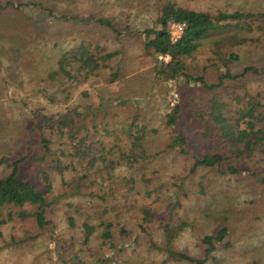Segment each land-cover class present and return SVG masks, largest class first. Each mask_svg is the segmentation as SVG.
<instances>
[{"label": "rangeland", "instance_id": "rangeland-1", "mask_svg": "<svg viewBox=\"0 0 264 264\" xmlns=\"http://www.w3.org/2000/svg\"><path fill=\"white\" fill-rule=\"evenodd\" d=\"M7 2L13 7L0 8V161L12 162L27 156L20 177L42 188L39 170L46 166L38 164L34 158L42 156L39 138L40 130H45L44 117L69 113V110L73 114V109H78L79 113H86V116L77 117V120H83L82 131L92 125L90 121L99 126L109 123L110 127L117 128V124H123L130 116L141 114L151 127L161 130L148 137L147 142L153 157L157 158L152 166L156 168L158 183L164 184L160 207L170 201L168 195L176 191L174 194L180 198L183 209L175 208L174 213L189 212L188 220H193V210L197 208L196 203H200L195 198H199L201 204L212 202V207L229 213L228 234L205 264H264V190L258 183L245 174L224 175L213 169L197 171L180 184L182 187L174 186L187 174L192 156H201L209 145V141L201 138L194 118L202 96L207 93L201 85L183 77L172 81L156 79V59L167 61L168 58L144 48V32L158 27L156 19L166 2L216 16L240 9L264 12V0H0V6L4 7ZM40 2L44 9L36 6ZM27 3L32 4L28 6ZM47 10L53 13L49 14ZM61 15L72 20H61ZM100 18L110 21L123 35L117 38L109 28L99 26L96 21ZM85 20L90 21L89 24ZM233 33L237 32L213 33L205 37L193 56L185 60L187 73L203 75L208 83H215L227 69L233 75H241L249 66L263 70L264 35L253 34L257 41L240 45L228 38ZM86 37L121 51L118 60L121 80L111 86L99 82L80 84L69 91L70 100L64 104L53 87L37 80L40 73L54 65L60 52L75 47ZM217 48L224 54L216 53ZM230 54H235L237 59H231ZM238 77H247L240 82L244 90L250 92L264 80L256 78L264 77V73ZM177 104L182 109L179 122L177 126L166 128L165 115ZM172 133L186 139L184 152L179 148H167ZM124 139L107 140L122 144ZM4 169L0 165V173ZM118 173L125 175L127 171L118 170ZM55 185L53 195L61 200L53 225L41 231L33 220L26 219L3 227L0 264H72L65 263L71 252L81 254L84 264H97L96 260L103 257L108 258V262L98 264H120L124 258L136 256L141 264H186L172 261L166 254L150 249L148 244L143 250L138 245L131 247L130 241L121 242L117 252L107 248L101 250L96 245H91L92 251L77 245L71 250L66 249L67 245L77 242V239H71L73 231L69 233L60 210L66 200L77 198L81 210L90 214L101 210L103 205L97 203L91 208L80 197H63L71 190ZM200 186L223 201L215 204L211 197L199 195ZM154 199L153 196L148 201ZM194 220L193 227L174 241V249L203 259L202 238L213 235L221 219L201 217Z\"/></svg>", "mask_w": 264, "mask_h": 264}, {"label": "trees", "instance_id": "trees-1", "mask_svg": "<svg viewBox=\"0 0 264 264\" xmlns=\"http://www.w3.org/2000/svg\"><path fill=\"white\" fill-rule=\"evenodd\" d=\"M31 4L27 3L28 6ZM10 6L13 7L12 3L7 2L0 8ZM36 6L44 9L41 2ZM59 19L72 20L66 15L59 16ZM85 22L89 24L90 21ZM156 22L157 28L144 32V48L152 49L155 55L168 60L156 59L155 78L172 81L183 77L188 82L201 85L207 93L202 96L194 118L198 122L201 138L209 141V145L201 156H192L187 174L174 186L182 187L180 184L197 171L216 169L224 175L245 174L264 190V80L255 90L248 92L240 82L247 77H238L247 73L263 74L264 68L259 70L249 66L241 75H233L227 69L217 77L215 83H208L203 75L191 76L185 68V60L193 56L201 46V41L210 34L235 31L237 33L228 38L240 45L257 41L253 34L264 35V12L253 13L240 9L211 16L207 12L189 10L166 2ZM169 22L185 24L184 34L176 44L171 43L167 32ZM96 23L109 28L117 38L123 35L106 19L100 18ZM60 53L54 65L39 74L37 82L48 83L53 87L61 95L64 104L70 100L69 91L77 89L80 84L99 82L111 86L121 80L119 49L112 50L102 42L86 37L75 47ZM216 53L224 54L218 48ZM230 57L237 59L235 54H230ZM77 110L73 109V114L69 110V113H56L43 119L45 130H40L39 138L42 156L34 158L38 164L46 166L39 170L41 190L20 177L27 156L12 162L0 161V165L5 167L0 173V237L3 227L16 220L31 219L41 231L53 225L61 200L53 195L57 183L71 190L63 197H80L91 208L97 203L103 205L101 210L90 214L81 210L77 198L66 200L60 210L69 233L73 231L71 239H77L70 246L62 241L66 249L71 250L77 245L85 248V251H92L91 245H96L98 249L107 248L117 252L121 242L130 241L131 247L138 245L141 250L148 244L150 249L166 254L172 261L205 264L228 234L226 224L229 213L212 207V202L201 204V200L195 198L200 203H196L197 208L193 210V220H188L189 212L174 213L175 208L183 209L180 198L174 194L176 191L171 192L168 195L170 201L160 207L164 184L158 183L156 168L152 166L157 158L153 157L147 142L148 137L157 135L161 130L154 129L145 117L136 114L123 124H117V128L110 127L109 123L99 126L90 121L92 125L81 131L83 120H77V117L86 116V113L83 115ZM181 110L178 104L170 109L165 115L166 128L177 126ZM117 137H124L125 142L119 144L107 140ZM186 145V139L172 133L167 148H179L184 152ZM118 170L127 173L119 174ZM199 192L203 197H211L215 204L223 201L217 195H210L211 191L208 193L202 186ZM153 196L155 199L148 201ZM201 217L221 219L215 233L202 238L204 258L198 259L176 251L174 241L185 230L193 227L194 219ZM80 255L71 252L65 263L84 264ZM136 257L124 258L120 264H138L139 257ZM108 260L103 257L96 263H107Z\"/></svg>", "mask_w": 264, "mask_h": 264}, {"label": "built area", "instance_id": "built-area-1", "mask_svg": "<svg viewBox=\"0 0 264 264\" xmlns=\"http://www.w3.org/2000/svg\"><path fill=\"white\" fill-rule=\"evenodd\" d=\"M185 24L177 22H169L167 24V32L172 44L179 42L184 34Z\"/></svg>", "mask_w": 264, "mask_h": 264}]
</instances>
